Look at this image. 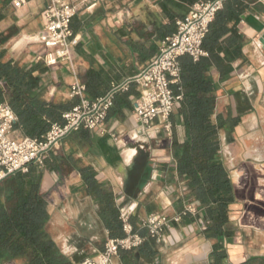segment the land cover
Listing matches in <instances>:
<instances>
[{"label": "crops", "instance_id": "0c3cea01", "mask_svg": "<svg viewBox=\"0 0 264 264\" xmlns=\"http://www.w3.org/2000/svg\"><path fill=\"white\" fill-rule=\"evenodd\" d=\"M10 1V8L0 23V32L16 26V34L5 48L6 58L27 64V67H39L34 76L39 77V91L47 101L71 100L70 86L76 76L86 86L85 98L91 101L103 97L113 85L136 77L160 50L162 38L154 23L159 26L168 23L161 7L164 0H71L78 8L71 27L79 39L74 50L77 67L76 74H73L63 65L49 68L38 60L44 52L38 37L43 29L46 0H28L21 9L15 8L14 0ZM237 30L242 46L240 56L231 64V73L223 78L216 68H211L209 76L217 86V115L224 114L225 110H236L241 104L249 111H256L254 117H242L237 127L238 134H241L244 126L264 123V50L259 42L264 34V0L248 5ZM253 87L255 103L250 97ZM138 95L136 85H131L128 93L117 97L104 130H84L89 133V139L83 137L82 130L73 133L69 137L73 143L71 149H65L63 153L93 167L100 183L114 192L120 210L131 208V217L137 216L139 222L154 214L155 209L174 214V218L184 210L188 187L179 178L171 147L174 137L181 143L185 141V128L181 122L176 123L170 147L156 152V159L147 166H136L137 150L130 144L134 137L141 135L132 106V97ZM83 144L86 150L80 149ZM129 151L136 153L129 157ZM237 173L240 181L237 179L236 182ZM64 178L59 170L45 171L42 183V193L51 216L47 231L55 241L62 238L56 227L61 219L65 222L90 220L85 215L89 207L79 211L80 207L90 205L91 218L100 221L98 203L84 192L81 175L72 171ZM263 181L264 168L250 163L234 173L237 201L231 210L240 207L242 212L231 219L232 223L238 222L239 227L235 228V236L226 243L230 264H241L252 258L264 260ZM205 227L202 214L177 224L176 229L169 231L165 246L160 247L162 264L166 261L169 264H211L214 242L204 235ZM102 228L108 238V231ZM169 245L172 251L167 254L164 247ZM64 246L71 249L67 244ZM115 263L120 264L119 258Z\"/></svg>", "mask_w": 264, "mask_h": 264}, {"label": "trees", "instance_id": "16d2710c", "mask_svg": "<svg viewBox=\"0 0 264 264\" xmlns=\"http://www.w3.org/2000/svg\"><path fill=\"white\" fill-rule=\"evenodd\" d=\"M201 0H164L161 3L168 23H154L162 41L177 30V21L186 17L190 8ZM256 0H228L210 26L203 43L207 56L194 61L190 56L180 59L181 80L174 87L182 96L171 117L173 126L181 122L185 128V141H172L179 178L186 182L190 203H198L206 222L203 231L214 242L211 264H230L226 243L235 236L232 227L231 206L237 201L230 172L222 155L221 134H231L241 123L248 109L244 104L226 114H216L217 86L209 76L216 68L224 78L232 71V62L240 56L242 38L237 30L243 12ZM10 0H0V23L10 8ZM5 42L0 39V102H7L18 118L15 131L32 138L43 137L54 123H63L64 113L73 109L76 99L47 101L39 91V67H25L7 60ZM41 73L45 70H40ZM119 96V95H118ZM240 101V97L237 96ZM243 105V106H242ZM83 137L89 133L82 130ZM77 171L84 182V192L98 203V216L108 237L124 238L121 211L114 192L100 183L93 167L81 159L68 156L63 160L50 155L43 170L30 166L28 173H15L0 183V261L22 264H79L66 256L47 231L50 221L48 202L42 193L45 171L58 169L61 164ZM149 169L146 168V173ZM190 215L183 219H189ZM134 233L144 242L133 250L119 252L120 264H162L160 245L149 235L138 217H131ZM241 264H264L261 258H252Z\"/></svg>", "mask_w": 264, "mask_h": 264}, {"label": "built area", "instance_id": "2783aa9c", "mask_svg": "<svg viewBox=\"0 0 264 264\" xmlns=\"http://www.w3.org/2000/svg\"><path fill=\"white\" fill-rule=\"evenodd\" d=\"M226 1L201 0L194 4L186 17L177 21L176 32L161 42L160 50L152 61L136 77L113 85L103 97L93 101L85 98L86 86L76 76L70 86V98H77L80 102L64 113L62 124H52L41 138L23 135L13 137L18 118L7 102H0V183L15 173H28L32 165L44 167L47 158L56 154L64 140L73 133L80 130L102 132L118 95L128 93L131 85H136L139 91L137 97H132V106L133 115L141 129V135L134 137L133 141L153 133L158 135L162 131L172 137L171 117L182 101V96L174 91L181 80L180 59L190 56L198 61L207 55L203 43ZM27 2L14 0V6L21 9ZM77 13V5L71 0H46L43 29L38 37L44 52L38 60L47 67L63 65L76 74L74 50L79 39L71 25ZM198 205L189 203L174 218L165 214H150L142 221V227L148 230L158 245L164 246L167 243L166 232L171 230V224L181 222L187 215L196 217L199 214ZM120 211L125 237H108L104 249L98 255L85 258L79 264H116L121 250H133L144 242L141 236L134 233L130 223L131 208ZM0 264L10 263L0 261Z\"/></svg>", "mask_w": 264, "mask_h": 264}, {"label": "rangeland", "instance_id": "374dc122", "mask_svg": "<svg viewBox=\"0 0 264 264\" xmlns=\"http://www.w3.org/2000/svg\"><path fill=\"white\" fill-rule=\"evenodd\" d=\"M15 34H16L15 25L10 27L5 32H0V39L5 42L4 48H6L7 44L9 43L11 38L15 36ZM21 65L25 67L28 66L27 64H21ZM250 91L253 92V95L250 97L255 103L256 101L255 88L254 87L251 88ZM227 111L228 110H225L224 114H226ZM245 115L254 117L256 115V111L247 110V112L243 116ZM237 127L234 129V131L231 134L222 132V136H221L222 149H223L221 151L222 152L221 155L227 169L230 172L232 181L234 180L235 171L245 164L250 163L255 166L264 168V123H260L259 125L249 124L247 126H244L243 127L244 130L242 131L241 134H238ZM12 136L16 138L21 135L18 132L14 131ZM170 138L172 137L167 136V134L162 131L158 135L151 134L145 137H140L132 144H130L131 148L137 150L136 166L139 165L147 166L149 162H152L153 159H156L154 158L156 152L158 153L167 150L171 144ZM66 140H64L57 153L53 154L55 157H57L60 160H63L64 158L67 157L64 155L63 152L65 151V149H71L72 146L71 144H73L70 142L69 137ZM80 149L86 150L87 148L83 144V148H81L80 146ZM135 153L136 151H133V153H131L132 156L135 155ZM38 168L40 171L44 169L43 167H38ZM56 170H59L63 180H65L64 177L69 176V174L71 173L69 167L63 163ZM237 179L240 181V175L238 173L236 174V182ZM189 203L190 201L186 200L184 209L189 205ZM88 207H89L88 212H85V215H87L90 218L89 221L84 220L81 222L80 221L67 222L66 220L65 222L64 219H61L59 224L56 225V227H58V230L60 232L59 234L62 235V238H56L58 245L63 250V253L66 256L72 258L75 261H78L79 263L85 258L94 257L98 255V253L103 250L102 248L105 246V243L108 239L106 233L104 232L101 226V222L100 221L97 222V220L95 221V219L91 218L93 214L90 205L80 207L78 210L79 211H82V209L86 210V208ZM155 210L156 211L154 212V214H165L169 216V218H173L174 214H169L164 211L162 212L160 209H155ZM241 212L242 210L240 207L237 210H231V219H233L235 216L237 217L240 216ZM181 223L182 221L178 223H172L171 230L176 229L177 224H181ZM233 223H232V227L234 229L235 228L237 229L239 227L238 222H235L234 224ZM169 231L166 232V236H168ZM64 244H67L68 247L71 249L65 248ZM178 245L179 244H177V246ZM171 247H172L171 245H169L168 248L164 247V251H166V253L168 254L169 252L172 251ZM17 262L18 264H22L20 261ZM17 262L15 261V262H5V263L16 264ZM166 264H169V262L166 261Z\"/></svg>", "mask_w": 264, "mask_h": 264}, {"label": "water", "instance_id": "95a60500", "mask_svg": "<svg viewBox=\"0 0 264 264\" xmlns=\"http://www.w3.org/2000/svg\"><path fill=\"white\" fill-rule=\"evenodd\" d=\"M259 42L262 45L263 50H264V34L260 37Z\"/></svg>", "mask_w": 264, "mask_h": 264}, {"label": "bare ground", "instance_id": "6f19581e", "mask_svg": "<svg viewBox=\"0 0 264 264\" xmlns=\"http://www.w3.org/2000/svg\"><path fill=\"white\" fill-rule=\"evenodd\" d=\"M128 151V150H127ZM131 153H133V151H130ZM129 152V155H130V157L132 156V154Z\"/></svg>", "mask_w": 264, "mask_h": 264}]
</instances>
